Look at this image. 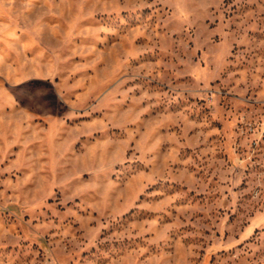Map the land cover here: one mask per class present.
Listing matches in <instances>:
<instances>
[{
    "label": "rangeland",
    "instance_id": "374dc122",
    "mask_svg": "<svg viewBox=\"0 0 264 264\" xmlns=\"http://www.w3.org/2000/svg\"><path fill=\"white\" fill-rule=\"evenodd\" d=\"M0 264H264V0H0Z\"/></svg>",
    "mask_w": 264,
    "mask_h": 264
}]
</instances>
